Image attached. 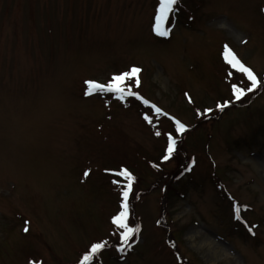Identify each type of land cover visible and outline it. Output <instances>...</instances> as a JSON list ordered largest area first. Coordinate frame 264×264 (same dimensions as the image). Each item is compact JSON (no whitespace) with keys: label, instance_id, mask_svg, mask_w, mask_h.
<instances>
[{"label":"rangeland","instance_id":"obj_1","mask_svg":"<svg viewBox=\"0 0 264 264\" xmlns=\"http://www.w3.org/2000/svg\"><path fill=\"white\" fill-rule=\"evenodd\" d=\"M177 4L0 0V264H264V0Z\"/></svg>","mask_w":264,"mask_h":264},{"label":"snow or ice","instance_id":"obj_2","mask_svg":"<svg viewBox=\"0 0 264 264\" xmlns=\"http://www.w3.org/2000/svg\"><path fill=\"white\" fill-rule=\"evenodd\" d=\"M178 0H161V8L159 9V14L156 17V24L154 25V31L156 32L157 35L161 36H167L168 35V29L163 27V21L167 16V13L172 10V6L176 4ZM224 59L228 65H230L231 68L239 70L242 73H245L247 75V78L251 81V86L247 89L248 92L253 91L257 87V79L256 77L252 74L251 70L246 68L238 59L237 57L229 50L227 46L224 48V53H223ZM139 69L137 68H132L129 72L122 73L119 75H114L112 77L111 82L108 85H100L96 84L95 82H87L88 83V91L86 94H92L95 91H107V92H119V93H125V88L122 87L124 83L128 80H132L134 77L137 76L139 73ZM136 85H139V80L136 79L135 81ZM233 93L235 94V98L239 100L243 95L244 91L241 89L236 88L235 86L233 87ZM128 95H132L131 88L129 87L127 89ZM220 108L227 107V105H218ZM177 131L178 132H183L185 130V127L183 124L180 122H177ZM159 135V133H157ZM173 145H174V140L169 137L168 140V148L167 152L168 155L164 157V159H168L169 155H171L173 151ZM127 175V173H124ZM87 175V173H85ZM131 187V177H129V184L127 186V189L130 190ZM128 190L123 191V198L126 201L128 197ZM122 211L113 218L112 223L116 225L117 227L121 229H125L121 233V240L122 243L127 244L129 237L131 236L133 229L129 228L126 223V217H127V203H124L121 205ZM239 210H237L238 212ZM26 232L29 230L27 227L24 229ZM138 231V229H136ZM101 247H103L102 244H95L92 246V252L98 251ZM85 260L89 259V257H85Z\"/></svg>","mask_w":264,"mask_h":264},{"label":"trees","instance_id":"obj_3","mask_svg":"<svg viewBox=\"0 0 264 264\" xmlns=\"http://www.w3.org/2000/svg\"><path fill=\"white\" fill-rule=\"evenodd\" d=\"M180 5L181 4H178L177 5V7L180 9V10H182V8H180ZM176 11H178V9H176ZM174 158V156L171 158V159H173ZM186 163V162H185ZM183 165H186V164H183V162H181V165L180 166H183ZM188 165V164H187ZM187 165L186 166H183V168H181L180 169V171L178 172V174H177V172H176V175H178V177H176V175H174V177L176 178V179H179L180 177H181V174H182V172H186V170H187ZM187 167V168H186ZM163 168V167H162ZM155 169H157V168H155ZM173 177V178H174ZM141 179V178H140ZM142 180V179H141ZM138 181H139V183H138ZM175 181V180H174ZM140 184V180L137 178L136 180H135V184ZM141 185V184H140ZM151 187H153V185H151ZM166 191H170L172 194H177V195H180L181 193H180V190H179V188H177V187H174L173 189H169V190H167V188H166ZM182 195V194H181ZM172 196V195H171ZM173 196H175V195H173ZM174 233V232H173ZM130 245V243L127 245V246H125L122 242L120 243V244H116L115 246H111V247H118V249H119V253L118 254H122L123 255V253H124V251L126 250H128V246ZM187 260V259H186Z\"/></svg>","mask_w":264,"mask_h":264},{"label":"bare ground","instance_id":"obj_4","mask_svg":"<svg viewBox=\"0 0 264 264\" xmlns=\"http://www.w3.org/2000/svg\"><path fill=\"white\" fill-rule=\"evenodd\" d=\"M209 158V157H208ZM210 159V158H209ZM207 246V245H206ZM213 251H215L214 253L216 254H219L218 252H220L219 250H213Z\"/></svg>","mask_w":264,"mask_h":264}]
</instances>
